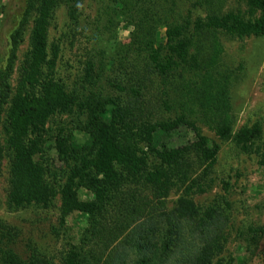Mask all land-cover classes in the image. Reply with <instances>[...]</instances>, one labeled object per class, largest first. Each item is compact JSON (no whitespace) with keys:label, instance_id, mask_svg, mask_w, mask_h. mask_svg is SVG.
<instances>
[{"label":"trees","instance_id":"1","mask_svg":"<svg viewBox=\"0 0 264 264\" xmlns=\"http://www.w3.org/2000/svg\"><path fill=\"white\" fill-rule=\"evenodd\" d=\"M81 1L11 0L2 10L0 171L8 151V206L48 207L59 196L62 219L74 211L87 215L80 244L65 251L62 264H221L231 201L216 194L199 205L193 194L213 188L222 141L255 154L264 167L261 123L234 130L231 90L238 77L224 61L222 42L264 35V0H235L231 8L229 0H100L102 23L83 75L85 87L99 79L103 91L87 95L68 91L55 78L59 46L48 39L59 3L76 21ZM120 26L128 29L126 41L117 39ZM27 30L29 49L17 64ZM75 107L86 115L92 145L77 149L68 135H55L58 157L71 160L56 187L35 156L48 120ZM180 128L193 140L156 143L157 135ZM80 185L91 199L79 198ZM171 191L178 197L169 208ZM0 264L51 260L28 232L0 220Z\"/></svg>","mask_w":264,"mask_h":264},{"label":"rangeland","instance_id":"2","mask_svg":"<svg viewBox=\"0 0 264 264\" xmlns=\"http://www.w3.org/2000/svg\"><path fill=\"white\" fill-rule=\"evenodd\" d=\"M11 0H0V27L3 22L2 10L10 9ZM236 6L235 0L227 2V8ZM100 0H82L78 18H68L67 6L60 2L55 9L48 31L50 44H58V59L55 78L62 81L68 91L84 93L103 91L102 82L97 79L90 89L83 75L85 60L92 55L93 33L101 25ZM5 8V9H6ZM194 13L196 9H193ZM128 29L120 26L118 40L126 41ZM224 61L234 69L237 82L231 90L235 114L234 130L245 124L259 121L264 132V35L248 36L242 39L222 37ZM113 44V41H110ZM29 49V31L24 34L18 49L17 64ZM100 62H97V72ZM16 72L11 77L15 82ZM102 77V76H101ZM81 99H86L83 97ZM86 115L73 108L70 113L53 115L41 134V151L36 160L46 168V179L56 187L64 180L68 162L58 157L55 135L70 137V143L77 149L90 148L91 137L85 129ZM208 139L215 141L214 133L202 126ZM193 133L180 128L176 132L156 137L158 145L176 146L193 140ZM9 153L5 151L0 171V220L28 232L36 240L42 255L50 258L51 264H62V256L72 245H79L88 227L87 215L74 211L63 219L60 216V200L56 196L48 207L28 206L12 209L6 201ZM215 180L212 189L205 193L193 194L199 205L208 204L216 194H226L231 201V217L228 241L219 255L221 264H264V167L253 153L243 152L231 140L222 141L213 168ZM225 182H228L225 184ZM80 199H91L92 193L84 186H78ZM178 194L171 191L166 198L170 208Z\"/></svg>","mask_w":264,"mask_h":264}]
</instances>
